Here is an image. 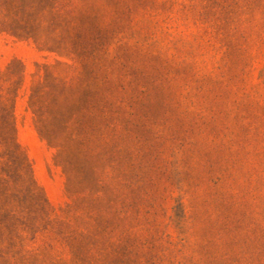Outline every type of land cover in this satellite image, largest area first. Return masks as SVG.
I'll return each instance as SVG.
<instances>
[{
  "label": "rangeland",
  "instance_id": "obj_1",
  "mask_svg": "<svg viewBox=\"0 0 264 264\" xmlns=\"http://www.w3.org/2000/svg\"><path fill=\"white\" fill-rule=\"evenodd\" d=\"M0 264H264V0H0Z\"/></svg>",
  "mask_w": 264,
  "mask_h": 264
}]
</instances>
